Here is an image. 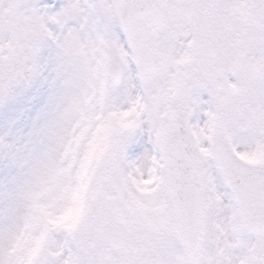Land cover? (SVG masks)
<instances>
[{
	"label": "snow or ice",
	"instance_id": "obj_1",
	"mask_svg": "<svg viewBox=\"0 0 264 264\" xmlns=\"http://www.w3.org/2000/svg\"><path fill=\"white\" fill-rule=\"evenodd\" d=\"M0 264H264V0H0Z\"/></svg>",
	"mask_w": 264,
	"mask_h": 264
}]
</instances>
